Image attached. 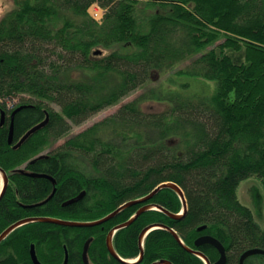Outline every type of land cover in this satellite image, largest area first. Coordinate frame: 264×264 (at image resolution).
Listing matches in <instances>:
<instances>
[{"label": "trees", "instance_id": "trees-1", "mask_svg": "<svg viewBox=\"0 0 264 264\" xmlns=\"http://www.w3.org/2000/svg\"><path fill=\"white\" fill-rule=\"evenodd\" d=\"M13 1L0 17V168L9 175L0 234L27 217L94 221L166 181L183 189L188 210L182 217L168 214L184 204L176 189L164 187L98 225L29 222L0 241V264H35L32 244L43 264L66 258L65 264H126L111 253L108 234L148 204L165 210L141 212L112 240L122 258L143 251L136 264H206L190 248L215 264L219 250L196 244L204 234L223 243L225 264H239L249 248L264 249V226L238 195L252 176L264 188V0ZM94 2L106 8L102 23L89 14ZM156 73L173 74L171 84L200 78L213 90L196 97L149 86ZM139 89L115 113L70 135L73 126ZM146 101L171 106L147 112ZM82 190L83 199L64 205ZM154 224L173 228L183 243L158 227L142 248L141 234ZM244 264H264V254Z\"/></svg>", "mask_w": 264, "mask_h": 264}, {"label": "water", "instance_id": "water-1", "mask_svg": "<svg viewBox=\"0 0 264 264\" xmlns=\"http://www.w3.org/2000/svg\"><path fill=\"white\" fill-rule=\"evenodd\" d=\"M96 53H101V50H97ZM24 106L26 105H21L19 107H17L13 112H12V120L14 119L16 113L22 109ZM2 114H3V118L5 117V110L2 111ZM48 122V117L41 121L40 123L34 125L33 127H31L23 136L22 138L19 140V142L16 144V146H19L21 145L32 133H34L35 131H37L38 129L42 128L43 126H45ZM13 139V123L11 124V132H10V141H12ZM0 173L2 175V186H1V189H0V198L4 195L8 185H9V175L6 173V171L2 168H0ZM33 175H35L36 173H31ZM38 175V174H37ZM164 187H172L174 189L177 190L178 194L180 195L182 201H183V210H182V213H172V212H169L165 209H163L162 207L158 206V205H151V204H148V205H145L143 206L141 209H139V211L134 215L132 216L128 221L124 222V223H121L119 225H117L116 227H114L110 233L108 234V237H107V243H108V247L111 251L112 254H114L118 259H120L122 262L126 263V264H136L138 263V261L142 258L143 256V251L141 252L140 256L134 260V261H131V260H128V259H124L122 258L121 256H119V254L115 251V249L113 248V245H112V239H113V235L115 234V232L124 227V226H127L128 224H130L141 212L147 210V209H150V208H157V209H163L165 210L168 214H170L172 217H182L183 215L186 214L187 210H188V205H187V200H186V197H185V193L183 191V189L175 182L173 181H166V182H163L161 184H159L157 187H155L151 192H149L147 195L141 197V198H138V199H134V200H131V201H128L126 203H124L123 205L119 206L117 209H115L114 211H112L111 213L107 214L106 216L100 218V219H97V220H94V221H75V220H67V219H60V218H53V217H46V216H41V217H27V218H24V219H21L15 223H13L12 225H10L7 229H5L1 234H0V241L6 236L8 235L11 231H13L15 228L23 225V224H26V223H29V222H33V221H50V222H54V223H58V224H62V225H69V226H80V227H83V226H93V225H98V224H101L109 219H111L112 217H114L116 214H118L124 207L128 206V205H131L133 203H137V202H143V201H146L148 199H150L151 197H153L161 188H164ZM85 191H83L82 193H80L77 197H74V198H71L69 200H67L64 204H68V203H71L75 200H78L79 198H81L83 195H84ZM53 195V194H52ZM51 195V196H52ZM206 225H203L201 227H199V229H203L205 228ZM158 227H163V228H166L168 229L169 231H171L175 237L180 240L182 243H183V240L180 238V236L178 235V233L173 229V228H170L168 226H165V225H162V224H154V225H149L148 227H146L142 234H141V245H142V248H143V240L144 238L146 237V235L152 230V229H155V228H158ZM91 239H89L86 244H85V247H84V258H85V261H88L87 259V251H88V247H89V243H90ZM202 243H210L212 245H214L220 252V257L219 259L216 261L215 264H225L226 263V260H227V254H226V248L225 246L223 245V243L217 239L216 237L210 235V234H204L200 237L197 238L196 240V244L197 245H200ZM190 250L192 251H195L197 254H200L204 257V259L207 261V264H211V262L209 261V259L201 252L199 251H196L195 249H192L190 248ZM253 254H264V249L263 248H260V247H254V248H249L247 249L240 257V261H239V264H244V261L247 257H249L250 255H253ZM31 256H32V259L34 261L35 264H43L39 259H38V256H37V253H36V250H35V244H32V247H31ZM67 262V258L64 262V264ZM154 264H171L170 262L166 261V260H161L160 262H157V263H154Z\"/></svg>", "mask_w": 264, "mask_h": 264}, {"label": "rangeland", "instance_id": "rangeland-1", "mask_svg": "<svg viewBox=\"0 0 264 264\" xmlns=\"http://www.w3.org/2000/svg\"><path fill=\"white\" fill-rule=\"evenodd\" d=\"M14 6L13 0H0V17H2L4 14H6L11 8ZM242 55V53H237V59L239 60V56ZM189 63V61H187ZM186 63L179 64L178 70L181 69V67H184ZM176 69L174 70V72ZM173 76V74H166L162 75L161 73H156L153 80L148 84L149 86H157L160 88H168L171 89H177L181 92L183 96H192L194 94H197L196 97L201 96V93L203 94H210L213 90L212 86L214 84L212 82L206 81V80H200L195 78H187L185 79V76L177 79L176 82H172L174 84H171L168 82V80ZM189 82L190 85L188 87H182V82ZM144 89H139L135 91L130 96L126 97L121 103L110 106L108 108H105L98 112L97 114L93 115L89 119H87L85 122H83L80 125H75L72 128V132L70 135L76 134L82 130H84L87 127L92 126L94 123L101 121L105 117L115 113L119 107L128 101H132L137 96H139ZM15 102H18L19 99L14 100ZM169 102H163V101H146L142 103V107L147 112H160L163 110H166L168 107H170ZM9 107H13V102L9 103ZM56 109H58L59 106H54ZM66 138L60 139L56 145H59L64 142ZM238 195L239 199L249 206L253 212L256 221L261 225L264 226V188L256 176L249 177L246 180H243L238 188Z\"/></svg>", "mask_w": 264, "mask_h": 264}, {"label": "built area", "instance_id": "built-area-1", "mask_svg": "<svg viewBox=\"0 0 264 264\" xmlns=\"http://www.w3.org/2000/svg\"><path fill=\"white\" fill-rule=\"evenodd\" d=\"M93 19L101 23L104 19L106 8L102 7L98 2H94L88 9Z\"/></svg>", "mask_w": 264, "mask_h": 264}, {"label": "flooded vegetation", "instance_id": "flooded-vegetation-1", "mask_svg": "<svg viewBox=\"0 0 264 264\" xmlns=\"http://www.w3.org/2000/svg\"><path fill=\"white\" fill-rule=\"evenodd\" d=\"M83 191H85V193H84V195H83L81 198H79L78 200H75V201H73V202H71V203H68V204H72V203L78 202V201H80L81 199H83V197H85V195L87 194V191H86V190H82L80 193H82ZM54 192H55V190L53 191L52 194H54ZM80 193H79V194H80ZM52 194H51V195H52ZM79 194L74 195V196L70 197L69 199L74 198V197H77ZM69 199H67V200H69ZM67 200H66V201H67ZM66 201H65V202H66ZM65 202H64V203H65ZM64 205H67V204H64ZM201 236H202V235H201ZM202 244H203V243H202Z\"/></svg>", "mask_w": 264, "mask_h": 264}]
</instances>
